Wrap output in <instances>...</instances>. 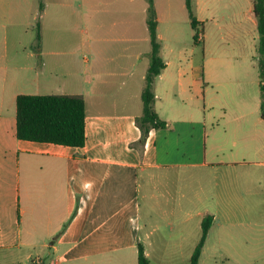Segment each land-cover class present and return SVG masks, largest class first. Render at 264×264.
<instances>
[{
  "label": "crops",
  "instance_id": "crops-1",
  "mask_svg": "<svg viewBox=\"0 0 264 264\" xmlns=\"http://www.w3.org/2000/svg\"><path fill=\"white\" fill-rule=\"evenodd\" d=\"M154 1L166 63L154 82L155 109L167 126L143 135L148 0H0V264H139V244L152 264H171L165 258L175 251L192 258L207 214L213 224L199 264L217 246L261 253L237 254V264H264L253 0L244 10L227 6L238 20L213 16L227 30L217 35L240 48L226 56L166 55L161 23L178 6L189 9L187 0ZM192 6L204 30L210 0ZM235 78L237 100L229 102ZM22 93L83 95L85 145L19 138ZM196 199L204 204L197 210Z\"/></svg>",
  "mask_w": 264,
  "mask_h": 264
},
{
  "label": "trees",
  "instance_id": "trees-1",
  "mask_svg": "<svg viewBox=\"0 0 264 264\" xmlns=\"http://www.w3.org/2000/svg\"><path fill=\"white\" fill-rule=\"evenodd\" d=\"M149 1L148 25L152 43L151 64L143 90L144 112L138 123L146 135L151 128H162L167 122L155 109L154 82L165 68L161 56V41L158 35V14L154 0ZM254 12L258 20L259 44L258 64L261 78V115L264 118V0H253ZM192 25L198 29L192 0H187ZM200 32L195 33L199 41ZM86 100L80 94H19L17 97V136L21 139L52 142L69 146H84L86 134ZM213 224V215L207 214L202 222V236L196 246L190 264H199L209 230ZM21 264V263H17ZM139 264H152L144 246L139 244Z\"/></svg>",
  "mask_w": 264,
  "mask_h": 264
},
{
  "label": "rangeland",
  "instance_id": "rangeland-1",
  "mask_svg": "<svg viewBox=\"0 0 264 264\" xmlns=\"http://www.w3.org/2000/svg\"><path fill=\"white\" fill-rule=\"evenodd\" d=\"M237 5V9L241 7L242 10L246 9L248 0H210V10L207 12V17L210 19L205 23L206 28L203 30L202 26L199 25L198 29H195L192 25V19L188 13V11H183L180 7H177L176 10V18H173L172 21H168L165 19L161 23V30L164 36H167V39L164 40L165 44V53L166 55H237V51H240L239 45L236 43L234 39H230L228 42L223 41L217 33H224L226 32V28H218L213 16H216L219 19V23H225L226 20L229 22L230 19L238 20L237 17L231 12L232 9L227 8V6ZM195 16H199V13H195ZM172 22V24H171ZM197 30L200 32L199 34V41L195 39V33ZM217 30V31H216ZM141 31V28H140ZM206 32L207 39L203 40L201 35ZM246 46L250 48L249 41L246 42ZM84 55V53L82 54ZM88 55V53H87ZM93 55V54H92ZM257 55V54H255ZM234 75H237V69L234 71ZM230 82L234 83V92L231 96L226 97L229 102H234L237 100V78L234 80H229ZM201 103H204V100L201 99ZM195 180V191L198 189V183L200 182L199 178ZM197 181V182H196ZM205 187H209L210 184L207 180H204ZM203 201H198L196 199V203L194 204V208L197 210L198 208L202 207ZM163 231H170V227L163 226ZM217 251H208L204 258L203 264H237V254L239 256H243L244 258L250 257L251 254H255V257H258L261 253H251L245 251H223V249H219L217 246ZM191 251L183 250V251H175L170 253V255H166L165 259L171 261V264H190V255ZM226 256H230L228 258ZM153 260V258H152ZM154 264H158L154 261ZM167 261H165L166 264ZM4 264V263H2ZM32 264V263H30ZM41 264V262H39ZM160 264V263H159ZM252 264H257L253 262Z\"/></svg>",
  "mask_w": 264,
  "mask_h": 264
}]
</instances>
